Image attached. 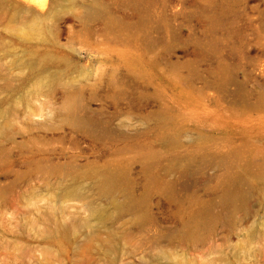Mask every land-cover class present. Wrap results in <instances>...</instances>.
I'll return each mask as SVG.
<instances>
[{
  "label": "rangeland",
  "instance_id": "1",
  "mask_svg": "<svg viewBox=\"0 0 264 264\" xmlns=\"http://www.w3.org/2000/svg\"><path fill=\"white\" fill-rule=\"evenodd\" d=\"M0 264H264V0H0Z\"/></svg>",
  "mask_w": 264,
  "mask_h": 264
},
{
  "label": "bare ground",
  "instance_id": "2",
  "mask_svg": "<svg viewBox=\"0 0 264 264\" xmlns=\"http://www.w3.org/2000/svg\"><path fill=\"white\" fill-rule=\"evenodd\" d=\"M32 30V29H31ZM31 32V31H30ZM31 33H33V32H31Z\"/></svg>",
  "mask_w": 264,
  "mask_h": 264
}]
</instances>
